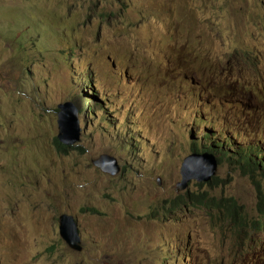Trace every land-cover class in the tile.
<instances>
[{
  "label": "rangeland",
  "instance_id": "374dc122",
  "mask_svg": "<svg viewBox=\"0 0 264 264\" xmlns=\"http://www.w3.org/2000/svg\"><path fill=\"white\" fill-rule=\"evenodd\" d=\"M217 69L253 89L214 92ZM67 102L83 109L81 137L61 153ZM262 105L264 0H0V264H161L167 238L197 259L242 264L246 234L170 201L208 191L258 216L263 173L224 160L214 184L183 187L181 168L206 116L249 142L242 122ZM104 153L117 171L97 164ZM62 214L74 216L80 249L60 234Z\"/></svg>",
  "mask_w": 264,
  "mask_h": 264
},
{
  "label": "clouds",
  "instance_id": "9594fccd",
  "mask_svg": "<svg viewBox=\"0 0 264 264\" xmlns=\"http://www.w3.org/2000/svg\"><path fill=\"white\" fill-rule=\"evenodd\" d=\"M245 60L246 62H248L247 57L245 58ZM216 75H217L216 77H218L219 79H222V81L221 82L217 81V85L215 87L214 92L227 94L229 95V98L232 97L233 93L243 98L247 91H250L253 89V86L245 82L244 78L240 76L239 74H229L226 71L217 69ZM88 78L91 80V75H89ZM222 100H223L222 98H218V102H222ZM70 104L71 105H69V110L72 109L76 112L77 118L79 121V128L81 131L80 113L83 109L80 111V107L79 108L74 107V103L72 102H70ZM209 105L214 106V102H210ZM263 107L264 105L260 107L259 112L263 110ZM203 111L204 109H202V112ZM203 122L208 123L205 127V130L199 137V140L195 142V144L193 145V148L190 154L185 157V160L187 157H191V159H196V164L198 165L197 166L198 170L196 172L188 171L187 174L188 173L199 174V177L197 178L193 175H191L189 179H184L183 177V185L181 186L183 187L186 186L189 183V181L192 179H196L197 181H205L209 177L210 178L205 182H208L209 184H214L215 181L213 180H217V177H218L217 171H218L219 165L224 160L230 163H233L232 161H229V159L239 162L240 160L239 158L242 152L246 154L248 158L252 159L253 164H257L258 169H256L255 171H243L241 169L240 170L245 175L247 174L248 176H250L252 179H254V177L258 173H263L264 175V114L263 112L259 113L258 119L256 121L250 120L247 122L246 121L242 122L247 127L251 128L254 134L256 135V138L250 140L249 142H245V139L234 140V138L231 136V130L228 127H225L226 128L225 130H228V133L230 134H226L225 136L223 135L221 131L212 129L214 128V121L208 116L204 118ZM228 123H231V122H228ZM209 133H211V135H209ZM59 141L64 144H68L71 146L73 145L72 143L71 144L66 143L60 139ZM217 142H220V143L223 142L224 149L226 150V154H223L221 149H217L216 147H214V145ZM54 143H55V140H54ZM55 147L58 151H60L56 145ZM207 147H212V150H204V148H207ZM61 153H64V152H61ZM102 156H107V155L104 153ZM184 162L182 166L184 165ZM188 163L189 161L186 162L187 170H188V167H187ZM240 164L243 165L242 163ZM187 190L189 189L188 188L184 190L182 189L181 192L177 193L174 197H172L170 201V206L172 208L175 206H179L181 204H185V205L193 206V207L206 208L210 214L219 213V214L224 215L225 219L228 220L232 224L230 228H232L234 234H237L238 236H240L241 233L246 234L244 238H241V242H240L241 263L242 264H263L264 262V189H261L259 181H258L259 199L256 204L259 214L255 218H248L247 216H245L243 207L240 206L235 199L217 198L216 195L208 191H207L208 194L203 196L206 202L211 197L217 198V200H228L231 203L237 204V206L239 207L238 212L231 216L229 215V210L226 209L225 207H222L219 210L218 209L214 210L212 208H209V206H207L206 204L195 205L191 201H188L186 203L184 202V200H185V194H186L185 192ZM200 197L202 196H199V198ZM164 242H165V246L163 248V260L161 264H215L213 260L197 259L195 252L191 248L183 246L180 242H178L177 240H174V238L164 239ZM218 264H229V263L219 262Z\"/></svg>",
  "mask_w": 264,
  "mask_h": 264
},
{
  "label": "water",
  "instance_id": "95a60500",
  "mask_svg": "<svg viewBox=\"0 0 264 264\" xmlns=\"http://www.w3.org/2000/svg\"><path fill=\"white\" fill-rule=\"evenodd\" d=\"M69 105H71L70 102L62 105L63 110L60 112L59 122L61 126L60 139L66 143L71 144L79 138L80 128H79V121L77 118V114L74 110L72 109L69 110ZM105 159H108V161H105ZM190 159L191 157H187L184 162V165L182 166V174L184 179H189L191 175L197 178L199 177V174H191V173L187 174L188 170L186 169V162L190 161ZM97 164L100 165L102 169H105V171L114 172L117 171L119 168L117 161L108 155L102 156V158L97 162ZM59 230L63 238L69 243L70 246L78 249L81 248L78 245L79 242H81V240L78 233L77 223L73 215L71 214L61 215Z\"/></svg>",
  "mask_w": 264,
  "mask_h": 264
},
{
  "label": "trees",
  "instance_id": "16d2710c",
  "mask_svg": "<svg viewBox=\"0 0 264 264\" xmlns=\"http://www.w3.org/2000/svg\"><path fill=\"white\" fill-rule=\"evenodd\" d=\"M55 145L58 147V149L61 152L64 153H68L69 150L72 148L71 145L68 144H64L61 143L58 139V137H55ZM214 147H216L217 149H221L223 154H226V150L224 149V145L223 142H217ZM204 150H212V147H207L204 148ZM239 162L233 161L231 159H229V161H232L236 167H238L239 169L243 170V171H255L257 168V164H253L252 159L248 158L246 154H244L243 152L241 153V156L239 158ZM240 163H242L243 165H241ZM216 181V180H213ZM185 200L184 202H188L191 201L193 204L197 205V204H206L207 206H209V208H212L215 210L216 209H221L222 207H225L226 209L229 210V215H234L238 212L239 207L237 206L236 203H231L228 200H217V198L211 197L209 198V200L206 202L204 197L205 195H207V191H202L201 193L198 192H192L187 190L185 192ZM199 196H202L199 198Z\"/></svg>",
  "mask_w": 264,
  "mask_h": 264
},
{
  "label": "bare ground",
  "instance_id": "6f19581e",
  "mask_svg": "<svg viewBox=\"0 0 264 264\" xmlns=\"http://www.w3.org/2000/svg\"><path fill=\"white\" fill-rule=\"evenodd\" d=\"M68 103V102H67ZM64 104H66V103H64ZM62 105L63 104H61L59 107H60V111H59V118H58V124H59V127H60V130H61V126H60V122H59V119H60V112L63 110V107H62ZM209 135H211V133H209ZM59 139H60V134L57 136ZM80 137H81V131L79 132V138L76 140V141H74L72 144H75L77 141H79V139H80ZM61 140V139H60ZM101 158H102V156H101ZM100 158V159H101ZM99 159V160H100ZM98 160V161H99ZM105 161H108V159H105ZM215 210H217L216 208H215ZM78 233H79V231H78ZM61 234V233H60ZM79 237H80V234H79ZM65 240V239H64ZM80 240H81V237H80ZM66 241V240H65ZM67 242V241H66ZM68 243V242H67ZM80 243V242H79ZM69 244V243H68ZM79 245V244H78ZM80 246V245H79ZM72 247V246H71ZM73 248H75V247H73ZM76 249H78V248H76Z\"/></svg>",
  "mask_w": 264,
  "mask_h": 264
}]
</instances>
